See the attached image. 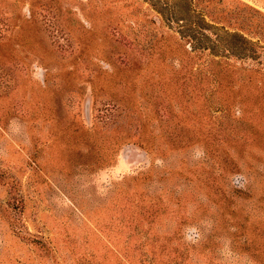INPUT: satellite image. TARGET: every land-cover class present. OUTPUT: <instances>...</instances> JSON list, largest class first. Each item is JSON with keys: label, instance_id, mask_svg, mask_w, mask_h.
Listing matches in <instances>:
<instances>
[{"label": "rangeland", "instance_id": "1", "mask_svg": "<svg viewBox=\"0 0 264 264\" xmlns=\"http://www.w3.org/2000/svg\"><path fill=\"white\" fill-rule=\"evenodd\" d=\"M244 45L264 0H0V264H264Z\"/></svg>", "mask_w": 264, "mask_h": 264}, {"label": "trees", "instance_id": "2", "mask_svg": "<svg viewBox=\"0 0 264 264\" xmlns=\"http://www.w3.org/2000/svg\"><path fill=\"white\" fill-rule=\"evenodd\" d=\"M210 25H211V23H210ZM194 30H195V33H192V34L189 35L190 39L192 40V42H199V41L200 42L201 41L204 42L203 41V37L206 38V41H207L208 38H210L209 37V33H207L206 30H203L201 26H199V25L196 26ZM233 35L239 36L243 40H247L248 41L247 43H254L252 40L248 39V37H246V36H244V35H242L240 33L234 32ZM196 47H197V43L195 44L194 49ZM202 48L206 49V48H209V47L204 45V46H202ZM228 50L230 51V49H228ZM241 53L243 54L244 57L246 56L247 59L248 58L256 59V58L261 57V55H259V54H264V46L257 45L255 47H250V46L244 45Z\"/></svg>", "mask_w": 264, "mask_h": 264}]
</instances>
